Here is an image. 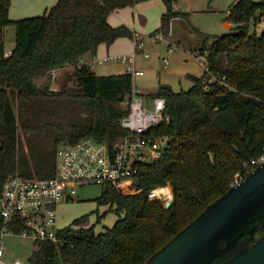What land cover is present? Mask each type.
<instances>
[{
	"label": "trees",
	"instance_id": "obj_1",
	"mask_svg": "<svg viewBox=\"0 0 264 264\" xmlns=\"http://www.w3.org/2000/svg\"><path fill=\"white\" fill-rule=\"evenodd\" d=\"M148 1V0H138ZM166 12L155 33L167 35L171 21L188 17L175 9L179 0H162ZM135 0H58L42 15L10 20L11 0H0V197L10 176L52 178L61 145L92 138L112 148L129 132L121 125L132 92L131 74L97 75L85 56L100 45L135 33L114 27L109 16ZM264 16V0H238L226 20L237 26L205 43L208 69L191 77L189 90L161 85L151 94L166 101L170 117L155 130L169 138L158 161L145 162L136 177L137 192L103 188L97 205L118 220L96 231L106 212L91 223L87 214L58 232V242L36 241L34 264H145L159 249L227 193L238 174L246 177L264 154V29L252 30ZM15 26L16 44L4 58L5 28ZM154 33V34H155ZM74 67L58 91L40 80L57 68ZM171 186L170 207L151 191ZM3 218L0 213V230ZM20 233L22 224L11 225ZM264 235V226L256 240Z\"/></svg>",
	"mask_w": 264,
	"mask_h": 264
},
{
	"label": "built area",
	"instance_id": "obj_2",
	"mask_svg": "<svg viewBox=\"0 0 264 264\" xmlns=\"http://www.w3.org/2000/svg\"><path fill=\"white\" fill-rule=\"evenodd\" d=\"M153 39L162 41L164 34L154 35ZM134 40L136 52L144 50V39L135 34ZM136 52L110 59L125 64L126 73L132 76V92L125 102L128 113L120 121L129 132L127 135L117 140L112 148L92 138L76 145H61L54 177L26 178L17 173L5 182L0 197L3 218L0 264H34L30 259L24 262L20 257H7L6 238L29 239L33 244L36 241L58 242V232L64 228L59 226L60 205L65 200L73 199L76 187L109 185L123 194H134L137 192L135 183L140 165L160 160L169 149V138L154 133L158 126L170 121L166 113V101L162 97L147 100L136 85L137 77L144 75L143 71L136 68ZM11 55L12 51H5L3 57L9 58ZM143 55L149 57L147 52ZM200 56L207 61L205 54L201 53ZM165 62L168 64V60ZM57 76L58 68L51 71V79L54 81ZM263 162L264 154L252 164L258 166ZM244 178L238 174L232 186ZM157 190L151 191L150 198L159 196H155ZM20 224L24 226V231L17 233L10 229L11 225Z\"/></svg>",
	"mask_w": 264,
	"mask_h": 264
},
{
	"label": "crops",
	"instance_id": "obj_3",
	"mask_svg": "<svg viewBox=\"0 0 264 264\" xmlns=\"http://www.w3.org/2000/svg\"><path fill=\"white\" fill-rule=\"evenodd\" d=\"M57 1L50 0L47 3L49 6H46L41 14H35L33 16L42 15L46 9L53 6ZM135 1L137 2L133 6H128L113 12L109 16V23L114 27L125 25L135 34L141 36L145 41L144 50L136 52L135 40L123 37L116 40L111 46H106L105 44L100 45L97 56H85L81 64L89 65L95 73L99 66H111L115 64L116 66L114 68L118 69V72L112 70L113 72L109 74L101 75L124 74L127 71L126 65L117 61H111L110 59L129 56L136 52V68L144 72V75L137 77L136 85L140 88L144 98L147 100L152 99L151 94L155 93L161 85L169 86L174 92L191 89L193 86L191 77H202L207 71V61L201 59L200 55L205 43L211 45L218 37L212 34L213 27L215 26L218 30L228 28L232 31L237 26L225 18H220L222 22L219 16L220 13H225L226 11L225 17H227L231 7L238 0H185L184 5L180 4V2L177 3V10L180 13L187 14L188 17L179 16L174 18L171 21L170 32L164 35V40L155 41L153 36L155 34H161L155 32L161 26L162 16L166 12V6L162 0ZM198 13L211 14L212 17L209 20L208 26L192 22L191 19L197 16ZM33 16H24L23 18ZM144 52L149 53L148 58L144 57ZM165 60H168V64H166ZM65 69H74V67L66 66L58 68V76L54 81L61 76V73ZM48 76L51 78V72ZM145 76H147V79H143L144 83L138 85L137 81L139 78H144ZM50 85L52 90L56 91V88L52 84ZM100 207L98 206V212H100ZM103 207L107 210L109 209L108 206ZM100 214L103 215L102 212ZM103 219L104 217L100 223L103 227H96L97 232H102L107 227L102 224ZM91 223L93 224V220H91Z\"/></svg>",
	"mask_w": 264,
	"mask_h": 264
},
{
	"label": "water",
	"instance_id": "obj_4",
	"mask_svg": "<svg viewBox=\"0 0 264 264\" xmlns=\"http://www.w3.org/2000/svg\"><path fill=\"white\" fill-rule=\"evenodd\" d=\"M173 200L166 202L170 207ZM264 162L145 264H264Z\"/></svg>",
	"mask_w": 264,
	"mask_h": 264
},
{
	"label": "rangeland",
	"instance_id": "obj_5",
	"mask_svg": "<svg viewBox=\"0 0 264 264\" xmlns=\"http://www.w3.org/2000/svg\"><path fill=\"white\" fill-rule=\"evenodd\" d=\"M50 0H11V6L9 10V18L10 20H18L23 18L24 16H30V15H35V14H41L43 9L47 5V3ZM255 1H261V0H255ZM184 5L185 0H179L178 3ZM186 6V5H185ZM225 13H220L219 19H226ZM211 14L207 13H198L197 16L192 18V22L195 24L199 25H209V20L211 18ZM222 19H220L222 21ZM259 24L252 25V30L253 31H258L259 33L264 29V16L260 18ZM223 22V21H222ZM231 32L228 28H224L221 30H218L213 27V32L212 34H215V36H221L222 34L229 33ZM148 35H150L148 33ZM156 35V34H155ZM148 40V38H147ZM216 40V39H215ZM5 51H13L16 40H15V26L13 24L9 25L6 27L5 30ZM117 63V62H116ZM116 65L112 64L111 66H99L96 69L97 75L101 74H109L113 72H118V69H115ZM113 68V69H112ZM143 68V67H142ZM116 70V71H115ZM146 71V70H145ZM74 73V69H65L61 73V76L56 81H52L50 76H45L44 78H41L40 80H36V83L38 86H42L44 84H52L56 88V91H58L63 85L69 82V79L72 77ZM148 74V73H147ZM147 79V76L144 78H139L137 81L138 85H142L141 83H144V80ZM125 106V104H124ZM102 186L99 185H90V186H85V187H76L75 188V194L73 199L65 200L61 205H60V221H59V226L60 227H66L70 225L75 219L90 214L91 220H93V224H96V221L98 217L102 216L100 213L105 214L103 223L107 227H111L115 224L118 216L114 211H109L103 206L99 208L98 212V206L96 203V198L100 197L103 191ZM162 188H167L170 190V194H161L157 198L162 200L165 204L169 199H174V194L171 186L167 187H162ZM161 189V188H158ZM172 195V196H171ZM96 227H103L100 224H96ZM6 245L8 249V254L6 255L7 257H20L24 262L29 261V256L34 250V244L31 240L29 239H10L6 238Z\"/></svg>",
	"mask_w": 264,
	"mask_h": 264
},
{
	"label": "bare ground",
	"instance_id": "obj_6",
	"mask_svg": "<svg viewBox=\"0 0 264 264\" xmlns=\"http://www.w3.org/2000/svg\"><path fill=\"white\" fill-rule=\"evenodd\" d=\"M171 192L169 189L167 188H161V189H158L156 192H155V196L157 195H161V194H167L169 195ZM172 196V195H171Z\"/></svg>",
	"mask_w": 264,
	"mask_h": 264
}]
</instances>
